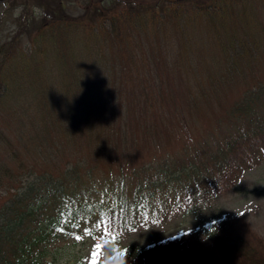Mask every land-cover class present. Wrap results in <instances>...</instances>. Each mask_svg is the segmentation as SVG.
I'll return each instance as SVG.
<instances>
[{
	"label": "trees",
	"instance_id": "16d2710c",
	"mask_svg": "<svg viewBox=\"0 0 264 264\" xmlns=\"http://www.w3.org/2000/svg\"><path fill=\"white\" fill-rule=\"evenodd\" d=\"M123 1L69 0L68 6L62 0L0 2V264H54L60 249L78 242L76 236L84 234L89 218L87 225L98 224L104 235L110 222L116 230L114 241L119 242L126 228L135 231L137 226L155 220L156 211L165 208L161 197L180 195L168 177L175 182L188 180L191 175L184 190L199 177L194 174L198 167L190 168L191 173L189 168L170 173L167 166L154 171L140 167L131 170L130 176L124 171L116 174L115 182L120 181L121 188L113 190L114 195L105 186L102 194L93 198L89 190L79 188L88 180L85 175H93L76 171L81 162L69 160L54 170L44 166L48 158L56 164L59 150L64 148L74 150L72 158L77 157L81 152L76 150L79 138L90 139L95 129L103 134L104 118L110 122L105 110H110L117 98L114 89L102 86L109 83L106 77L99 73L103 77L99 85L94 80L97 76L89 72L96 64L104 67L100 60L108 56L107 67L114 73H127L124 69L130 61L125 56L129 52L138 55L137 44L143 36L136 37L140 21L141 27L158 28L157 24L167 20L174 25L183 21L185 26V18L190 17H182L181 12L188 13L184 8L190 5L193 15L210 23L208 17L223 18L228 10L224 5L212 10L198 0H146L154 12L145 15L142 10L148 8L143 1L129 0L127 5ZM30 3L33 9L28 11ZM81 5L86 8L81 9ZM21 7L24 10L17 12ZM158 7L160 12H156ZM262 33V29L253 30L251 37L259 39L245 38L240 42L234 38L238 30H232V46L228 48L236 58L229 59L232 65L253 58V42L264 50ZM24 37L26 47L11 52L20 47ZM128 75H122L124 82ZM237 75H231V79ZM132 78L130 75V82ZM239 97L243 101H235L231 111L237 114L235 126L240 127L241 136L231 137L219 147L225 154L226 150L249 153L264 145V82L242 91ZM228 128L234 135V126ZM245 135H252L251 141L239 143ZM237 154L236 151L231 157ZM31 163L35 165L32 168ZM214 225L208 239L224 264H264V236L256 235L243 217L220 219ZM139 254H147L156 264L209 263L205 251L185 242L174 251L155 246Z\"/></svg>",
	"mask_w": 264,
	"mask_h": 264
},
{
	"label": "rangeland",
	"instance_id": "374dc122",
	"mask_svg": "<svg viewBox=\"0 0 264 264\" xmlns=\"http://www.w3.org/2000/svg\"><path fill=\"white\" fill-rule=\"evenodd\" d=\"M68 1L62 0L66 6L71 5ZM139 1L148 8L142 10L145 15L154 12L149 10L146 0ZM123 2L127 5L129 0ZM198 2L212 10L224 5L228 8L227 15L223 18L211 15L207 23L202 16L193 15L195 11L188 5L184 8L188 13L181 12L182 17L184 14L190 17H184L185 26L183 21L174 25L167 20L165 24H157L158 28L141 27L140 21L135 28L139 31L136 37L143 36L137 44L138 55L132 56L129 52L125 56L130 61L124 69L127 73L120 70L114 73L107 67L108 56L100 60L104 67L96 64L89 72L97 76L94 80L99 85L103 78L100 74L106 77L109 83L102 86L105 90L114 89L117 98L110 110H105L110 122L104 118L103 134L95 129L90 139L79 138L76 150L81 152L77 157L72 158L74 150L64 148L59 150L61 155L56 164L52 158L44 164L46 169L54 170L56 165L65 166L69 160L81 162L76 171L93 175H85L88 180L79 188L89 190L93 198L100 196L105 186L114 195L113 190L121 188L120 181L115 182L116 174L124 171L130 176L131 170L140 167L154 171L167 166L170 173L186 168L191 173L190 168L198 167L194 173L198 179L184 190L191 175L188 180L175 182L168 177L180 195L161 197L165 208H156L155 220L140 227L136 224L135 231L126 228L119 242L114 241L116 230L110 227V222L104 235L98 230V224L87 225L89 218L85 222L88 234L84 232L75 245L60 249L54 264H90L93 252L98 254L97 264H156L144 254L145 248L158 246L174 251L184 242L205 251L208 264H224L208 239V233L220 219L243 217L256 235L264 236V145L251 148L249 153L226 150L225 154L218 150L231 137L241 136L240 127L235 126L237 114L231 111L235 101H243L239 94L264 82V50L258 48V43L253 42V58L241 60L236 66L229 61L236 59L234 52L230 55L228 51L232 46L233 29L238 30L234 38L240 42L245 38L259 39L251 37L253 30L264 32V0ZM31 4L28 11L33 9ZM22 10L24 7L17 12ZM35 11L37 13L38 8ZM25 39L11 52L23 50L27 45ZM237 66L239 69H232ZM235 73L238 75L231 79ZM121 74L133 75V81L130 82L128 75L124 82ZM227 126H234V135ZM225 131L229 132L224 135ZM251 139L252 135H245L244 141L239 143ZM218 151L219 156L215 157ZM236 151L238 154L232 158ZM109 159L110 162H104ZM33 166L31 163V168ZM140 251L144 255H140Z\"/></svg>",
	"mask_w": 264,
	"mask_h": 264
},
{
	"label": "snow or ice",
	"instance_id": "6c2138e0",
	"mask_svg": "<svg viewBox=\"0 0 264 264\" xmlns=\"http://www.w3.org/2000/svg\"><path fill=\"white\" fill-rule=\"evenodd\" d=\"M99 226V225H98ZM59 231H63V228H60V229H58ZM85 234H88V230L87 229H85ZM76 239H81V237L80 236H76ZM96 247L97 248H99L100 247V245H96ZM98 254L96 253V252H93V254H92V256H93V258H92V260L90 261V264H97V260H96V256H97Z\"/></svg>",
	"mask_w": 264,
	"mask_h": 264
},
{
	"label": "water",
	"instance_id": "95a60500",
	"mask_svg": "<svg viewBox=\"0 0 264 264\" xmlns=\"http://www.w3.org/2000/svg\"><path fill=\"white\" fill-rule=\"evenodd\" d=\"M2 1H4V0H0V2H2Z\"/></svg>",
	"mask_w": 264,
	"mask_h": 264
}]
</instances>
